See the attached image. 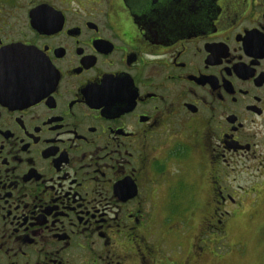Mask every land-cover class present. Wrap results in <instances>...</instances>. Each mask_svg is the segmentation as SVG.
Instances as JSON below:
<instances>
[{
    "label": "flooded vegetation",
    "instance_id": "flooded-vegetation-1",
    "mask_svg": "<svg viewBox=\"0 0 264 264\" xmlns=\"http://www.w3.org/2000/svg\"><path fill=\"white\" fill-rule=\"evenodd\" d=\"M0 51V264H206L264 166V0H0Z\"/></svg>",
    "mask_w": 264,
    "mask_h": 264
},
{
    "label": "rangeland",
    "instance_id": "rangeland-1",
    "mask_svg": "<svg viewBox=\"0 0 264 264\" xmlns=\"http://www.w3.org/2000/svg\"><path fill=\"white\" fill-rule=\"evenodd\" d=\"M230 184L233 189H236L237 185L244 187L251 196L224 207L229 213L221 217L220 225L223 232L220 235L222 239H218L219 244L213 245L210 237L208 239L203 236V240L208 241V245L213 250V256H207L205 262L206 264H264V166L259 170L250 168L240 171L236 179L230 177ZM247 191L244 190V193ZM199 210L197 208L194 210L189 221L192 225L191 235L193 233L195 235L204 225Z\"/></svg>",
    "mask_w": 264,
    "mask_h": 264
},
{
    "label": "snow or ice",
    "instance_id": "snow-or-ice-1",
    "mask_svg": "<svg viewBox=\"0 0 264 264\" xmlns=\"http://www.w3.org/2000/svg\"><path fill=\"white\" fill-rule=\"evenodd\" d=\"M2 59H3V52L0 51V62H2ZM43 71L44 69L42 66L30 70V72L28 73V80H27L28 84L30 86L39 87L42 82L41 76Z\"/></svg>",
    "mask_w": 264,
    "mask_h": 264
}]
</instances>
